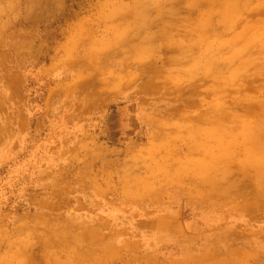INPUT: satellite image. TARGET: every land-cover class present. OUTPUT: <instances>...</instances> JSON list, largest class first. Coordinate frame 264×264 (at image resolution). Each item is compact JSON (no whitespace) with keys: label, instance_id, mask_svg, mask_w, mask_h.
Returning a JSON list of instances; mask_svg holds the SVG:
<instances>
[{"label":"rangeland","instance_id":"374dc122","mask_svg":"<svg viewBox=\"0 0 264 264\" xmlns=\"http://www.w3.org/2000/svg\"><path fill=\"white\" fill-rule=\"evenodd\" d=\"M0 264H264V0H0Z\"/></svg>","mask_w":264,"mask_h":264},{"label":"crops","instance_id":"0c3cea01","mask_svg":"<svg viewBox=\"0 0 264 264\" xmlns=\"http://www.w3.org/2000/svg\"><path fill=\"white\" fill-rule=\"evenodd\" d=\"M193 250V249H192Z\"/></svg>","mask_w":264,"mask_h":264}]
</instances>
